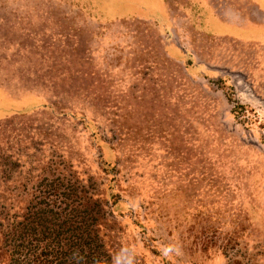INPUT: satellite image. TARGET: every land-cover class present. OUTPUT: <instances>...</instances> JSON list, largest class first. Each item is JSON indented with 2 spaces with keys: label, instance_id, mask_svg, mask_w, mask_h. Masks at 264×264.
I'll return each instance as SVG.
<instances>
[{
  "label": "rangeland",
  "instance_id": "374dc122",
  "mask_svg": "<svg viewBox=\"0 0 264 264\" xmlns=\"http://www.w3.org/2000/svg\"><path fill=\"white\" fill-rule=\"evenodd\" d=\"M0 89V264L71 199L111 260L264 264V0H0Z\"/></svg>",
  "mask_w": 264,
  "mask_h": 264
},
{
  "label": "trees",
  "instance_id": "16d2710c",
  "mask_svg": "<svg viewBox=\"0 0 264 264\" xmlns=\"http://www.w3.org/2000/svg\"><path fill=\"white\" fill-rule=\"evenodd\" d=\"M250 35V34H249ZM248 35V36H249ZM238 38V37H237ZM251 39L255 38H242ZM72 208L68 212L41 211L33 223V231L38 236L25 244H15V239L10 243L7 238L20 237L22 235L21 226H11L5 231L8 235L3 236L6 244L7 264H111L109 254L111 244L104 245L99 241V228L103 226L100 217L93 216L89 209L88 200L75 202L69 201ZM82 204L85 213L88 215L90 223L85 221L84 216L78 214V206ZM86 209H89L86 210ZM102 217V216H101ZM41 219V220H40ZM96 219V220H95ZM35 221V222H34ZM98 221V222H95ZM17 224V222L15 223ZM20 226V227H19ZM110 251H109V250ZM108 250V251H107Z\"/></svg>",
  "mask_w": 264,
  "mask_h": 264
},
{
  "label": "clouds",
  "instance_id": "9594fccd",
  "mask_svg": "<svg viewBox=\"0 0 264 264\" xmlns=\"http://www.w3.org/2000/svg\"><path fill=\"white\" fill-rule=\"evenodd\" d=\"M161 254L165 257L178 256L181 249L176 243H167L161 246ZM137 251L135 248L126 246L122 247L111 260V264H137Z\"/></svg>",
  "mask_w": 264,
  "mask_h": 264
},
{
  "label": "crops",
  "instance_id": "0c3cea01",
  "mask_svg": "<svg viewBox=\"0 0 264 264\" xmlns=\"http://www.w3.org/2000/svg\"><path fill=\"white\" fill-rule=\"evenodd\" d=\"M242 32H244V33H242ZM246 29H243V28H241V27H232V29H230V30H228V31H225L224 33H222V34H225V35H230V36H234V37H242V38H250L249 36V34H247L246 35ZM249 35V36H248ZM2 93H5L3 90H1L0 89V106H1V104H7V102L6 101H9V102H11V103H14L15 104V102L17 103L18 101H16L15 99H12L10 96H3V94ZM9 106V105H8ZM13 106V105H12ZM5 108H7V109H9V111H7V112H14V110H16L15 108H11L10 106H9V108L8 107H0V112H1V110H4ZM3 112V111H2ZM1 112V114H5V113H2ZM6 112V113H7Z\"/></svg>",
  "mask_w": 264,
  "mask_h": 264
}]
</instances>
